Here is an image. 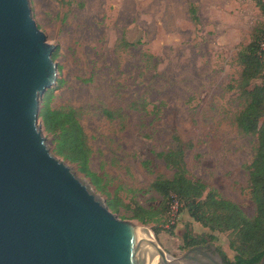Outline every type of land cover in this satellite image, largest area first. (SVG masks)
<instances>
[{"label":"rangeland","instance_id":"obj_1","mask_svg":"<svg viewBox=\"0 0 264 264\" xmlns=\"http://www.w3.org/2000/svg\"><path fill=\"white\" fill-rule=\"evenodd\" d=\"M29 1L38 27L56 45L50 106L78 110L93 148L91 170L103 188L65 161L106 203L117 196L119 209L112 212L147 226L172 257L189 249L188 234L210 232L175 196L178 208L170 209L172 200L164 210L162 195L151 187L157 175L173 177L158 153L175 148L178 135L188 144L189 176L255 216L247 166L258 138L236 123L246 102L236 87L242 70L237 56L264 24L254 0ZM42 128L54 153L53 138ZM126 204L151 209L152 221L134 218ZM215 234L210 242L233 259L229 232Z\"/></svg>","mask_w":264,"mask_h":264},{"label":"water","instance_id":"obj_2","mask_svg":"<svg viewBox=\"0 0 264 264\" xmlns=\"http://www.w3.org/2000/svg\"><path fill=\"white\" fill-rule=\"evenodd\" d=\"M55 49L29 0H0V264H227L212 243L170 256L51 151L39 112Z\"/></svg>","mask_w":264,"mask_h":264},{"label":"trees","instance_id":"obj_3","mask_svg":"<svg viewBox=\"0 0 264 264\" xmlns=\"http://www.w3.org/2000/svg\"><path fill=\"white\" fill-rule=\"evenodd\" d=\"M264 13V0H254ZM190 12L198 20L197 8L192 5ZM264 24L255 28L252 40L238 53L237 60L242 67L237 81V89L245 98V106L236 116L239 130L244 134L257 135L258 145L252 162L247 166L249 171V188L252 201L256 206V214L249 217L234 201L227 199L214 188H210L200 179L189 176L185 161V149L188 146L180 136L175 135L176 147L158 153L166 165L174 170L172 178L157 175L151 187L159 192L164 201V210L169 203L177 198L189 215L209 233L193 236L188 234L186 242L191 248L215 242L219 232H229L230 248L235 251L231 259L221 246L217 249L222 253L227 264H253L264 255V81L252 85L253 81L264 77ZM57 52L53 53L55 58ZM49 90L40 107L39 119L44 130L52 136L54 153L77 165L80 172L92 180L98 188H103L102 179L91 170L90 162L93 148L89 144L88 135L79 118V112L73 107L52 108L53 97ZM110 117L113 112L107 111ZM144 164L149 167V162ZM112 211L119 209L117 196L108 200ZM132 209L133 217L143 223L152 221L154 212L136 204Z\"/></svg>","mask_w":264,"mask_h":264},{"label":"built area","instance_id":"obj_4","mask_svg":"<svg viewBox=\"0 0 264 264\" xmlns=\"http://www.w3.org/2000/svg\"><path fill=\"white\" fill-rule=\"evenodd\" d=\"M263 44H264V43H262V50H263V55H264V47H263ZM173 202H175V200H173ZM173 202H172V203H173ZM172 203H171V204H172ZM178 205H179L178 202H177V203L175 202L174 204H172V205L170 206V209H171V207H177V208H178ZM173 215H174V214H173ZM170 219H173V216H172V218L170 217Z\"/></svg>","mask_w":264,"mask_h":264},{"label":"bare ground","instance_id":"obj_5","mask_svg":"<svg viewBox=\"0 0 264 264\" xmlns=\"http://www.w3.org/2000/svg\"><path fill=\"white\" fill-rule=\"evenodd\" d=\"M153 264H161L160 258L158 255L154 257Z\"/></svg>","mask_w":264,"mask_h":264},{"label":"flooded vegetation","instance_id":"obj_6","mask_svg":"<svg viewBox=\"0 0 264 264\" xmlns=\"http://www.w3.org/2000/svg\"><path fill=\"white\" fill-rule=\"evenodd\" d=\"M203 245H206V244H203Z\"/></svg>","mask_w":264,"mask_h":264}]
</instances>
